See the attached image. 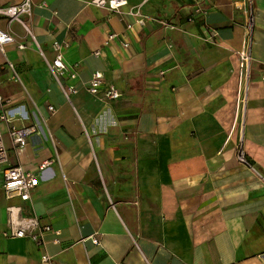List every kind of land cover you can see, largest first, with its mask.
Listing matches in <instances>:
<instances>
[{"label": "crops", "instance_id": "obj_1", "mask_svg": "<svg viewBox=\"0 0 264 264\" xmlns=\"http://www.w3.org/2000/svg\"><path fill=\"white\" fill-rule=\"evenodd\" d=\"M195 1L127 0L114 11L94 0H32L23 21L34 39L18 21L0 23L15 39L0 52V93L19 111L13 124L38 125L17 148L3 126L9 164L35 172L38 184L28 200L8 196L0 169V264H43L42 255L52 264H264V0L203 1L204 16L187 21ZM111 32L119 37L107 42ZM54 42H68L63 54L79 62L80 81L99 70L122 95L81 88L67 97L49 69ZM240 126L257 172L236 161ZM10 206L15 223L36 217L60 234L47 232L41 245L4 234Z\"/></svg>", "mask_w": 264, "mask_h": 264}, {"label": "built area", "instance_id": "obj_2", "mask_svg": "<svg viewBox=\"0 0 264 264\" xmlns=\"http://www.w3.org/2000/svg\"><path fill=\"white\" fill-rule=\"evenodd\" d=\"M31 1L32 0H22L18 3H12L9 5L0 4V23L4 21L7 25L12 24L14 21H18L23 25L26 32L30 34L31 38L34 39V35L31 29L25 25L23 18L25 16L31 15ZM203 1L211 0H196L193 6L192 13L188 16L187 21H193L197 15L204 16L206 13V7L202 4ZM97 5H106L110 10L120 11L119 8L127 4V0H94ZM246 22H245V40L238 51L239 57V80L241 94L240 103L241 106L245 105L246 102V89L249 83V77L252 68V43L254 40V25H255V15L253 13L252 7H248L245 11ZM138 23H143V18L137 20ZM132 25L127 24V28L130 29ZM210 35L209 39L216 37L217 31L214 28H209ZM119 37L118 32H111L107 35V42L113 41ZM15 41L14 36L10 33L8 29L3 28L0 25V52L5 53L7 46L13 44ZM124 46H128L127 41H122ZM69 46L68 42H54L53 43V56L49 62V69L51 71L53 80L62 86L67 97L73 96L81 88H84L86 92L108 100H117L118 97L122 95L121 90L106 81L103 72L95 70L91 73L88 80H79V71L77 70L79 62H74L72 64L68 63L63 54L64 50ZM17 47L24 49L26 45L24 43H18ZM40 55L43 56L42 51H39ZM98 54V52H94ZM6 67L9 69L11 80H20L19 72L15 67V64L10 60H7ZM264 79V76L262 77ZM78 80V81H77ZM46 110L50 113L56 112V108L49 104L46 106ZM19 111H13L12 102L10 98L3 96L0 93V169H3L4 180L1 185V189L5 191L8 196H17L22 200H28L33 188L38 184V175L28 169L23 168L22 165L17 164L11 166L9 164V150L5 143V131L3 126L7 125V134L13 146L23 147L28 141V138L38 132L36 128L37 123L30 124V126H19L13 124L15 119V114ZM243 126L240 128L237 135V143L235 145L234 153L235 158L238 163L248 167L251 171L257 172V168L248 158L247 153L244 150V138L242 134ZM50 161H46L40 164L39 169L42 170ZM63 177L65 175L63 174ZM9 221L12 224L10 233H4L8 236L15 237H29L38 245L44 243V235L52 231L56 235L60 232L57 229H52L51 225L48 223H42L39 218H22V221L15 223L11 218L13 207H8ZM92 242L98 243V238L96 236L92 237ZM52 243H58V238H54ZM43 264H52L50 258L47 255H42L40 258Z\"/></svg>", "mask_w": 264, "mask_h": 264}, {"label": "rangeland", "instance_id": "obj_3", "mask_svg": "<svg viewBox=\"0 0 264 264\" xmlns=\"http://www.w3.org/2000/svg\"><path fill=\"white\" fill-rule=\"evenodd\" d=\"M240 128H241V126H240V127H238V132H239Z\"/></svg>", "mask_w": 264, "mask_h": 264}]
</instances>
